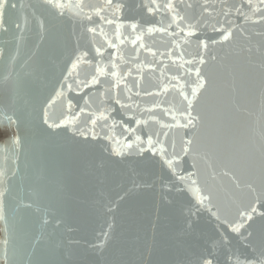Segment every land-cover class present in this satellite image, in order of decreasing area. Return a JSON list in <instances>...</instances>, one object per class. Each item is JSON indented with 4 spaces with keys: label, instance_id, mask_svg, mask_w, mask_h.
Returning <instances> with one entry per match:
<instances>
[{
    "label": "water",
    "instance_id": "water-1",
    "mask_svg": "<svg viewBox=\"0 0 264 264\" xmlns=\"http://www.w3.org/2000/svg\"><path fill=\"white\" fill-rule=\"evenodd\" d=\"M12 2L18 7L6 12L7 31H0V48L4 50L0 56V129L7 124L4 116L18 118L24 143L22 147H14L8 136L0 135V168L6 169L9 177L4 209L7 231L5 221L0 220V241L9 239V254L17 261L31 254L34 264H59L68 259V241L74 240L80 243L71 247L72 264H103L104 261L109 264H187L210 248L220 233L228 229L206 208H201L195 216L190 215V210L196 211V194L189 185L172 175L158 155L115 157L104 150L109 142L103 139L85 140L69 131L51 130L43 123L47 101L62 83H72L73 77L65 82L64 76L68 74L74 54L78 50H88L90 56L94 53L88 44L89 36L82 32L71 13L57 16L42 0ZM86 2L96 3V0ZM128 2L125 21L138 20L143 24L158 19L138 9L139 0ZM190 2L198 4L201 0ZM188 11L190 15H198L200 9ZM24 17L28 24L20 31L15 23ZM39 19L45 22L43 31L37 22ZM235 23L241 22L235 20ZM242 26L245 34L236 31L230 42L210 44L205 56L207 63L197 65L210 83L194 101L195 113L203 117L199 127L188 132L195 136L194 152L179 165L184 171H194L195 157L199 173L194 178L199 181L201 194L211 193V202L221 209L222 219L224 214L235 215L238 209L257 197L264 202L260 180L264 167L261 150L264 143V104L261 100L264 35H256L264 32V25ZM174 30L173 27L169 31ZM105 31L116 42L113 27L106 26ZM121 32L122 39L127 37L121 50L130 61L128 67L133 69L129 83L138 78L135 65H152L151 68L142 67V87L148 91H160L162 81L167 82L166 76L177 74L172 60L180 63L177 58L182 51L185 60L192 59L198 51L195 38L190 43L176 38L180 45L176 47L172 37L156 32L145 33L143 40L157 55L153 57L140 49L137 56L134 51L137 46L130 43L135 34L127 23ZM198 35L200 39H219L210 28ZM97 39L102 41L103 37ZM169 51L175 53L172 60L167 56ZM212 56L216 59H211ZM164 65L168 66L166 76L161 75ZM194 80L193 72L190 82ZM68 95L76 98L75 92ZM157 101L161 108L154 109V114L165 123H171V117L165 116L162 108L169 107L172 102L179 103L177 94L169 90L159 96L140 98L142 106H151ZM63 110L59 101L49 109L55 115ZM151 126L159 128L155 122ZM119 131L115 129L117 134ZM183 132L170 133L165 143L169 152L172 151L169 146L172 136L179 148ZM160 138L165 140L163 136ZM226 170L233 172L242 184L254 181L256 193L238 190L233 179L224 175ZM121 195L124 198L118 200ZM28 202L32 203L31 208L24 207ZM257 207L258 211H264V207ZM45 219L47 224L43 223ZM57 220L61 223L57 224ZM189 220L192 221L190 229L186 227ZM109 224L112 225L111 240L101 256L88 245L108 231ZM249 230L259 236L264 230V218L256 216ZM228 234L231 248L250 255L244 241L235 234ZM2 251L0 244V253Z\"/></svg>",
    "mask_w": 264,
    "mask_h": 264
},
{
    "label": "snow or ice",
    "instance_id": "snow-or-ice-1",
    "mask_svg": "<svg viewBox=\"0 0 264 264\" xmlns=\"http://www.w3.org/2000/svg\"><path fill=\"white\" fill-rule=\"evenodd\" d=\"M42 3L57 16L63 17L66 13H71L73 19L80 24L82 32L89 36L88 44L94 53L90 56L88 50H78L74 54L70 67L67 68L68 74L64 76L65 82L73 77L72 83H62L61 88L56 90L47 101L43 108V123L51 130L69 131L73 136L85 140L103 139L109 142L104 150L115 157L123 158L126 154L143 157L146 153L158 155L171 170L172 175L189 185L190 190L196 194V211L190 210V215L195 216L201 208H206L221 225L226 226L228 232L238 236L250 249V255H243L239 250H234L231 248V237L228 232H221L219 239L213 241L210 248L201 251L187 264H264V230L259 236L249 230L256 216L264 218V211H258L257 207H264V202L257 197L254 202L250 201L245 207L238 209L235 215L224 214L222 219L221 209L211 202V193L201 194L199 181L194 178L198 177L199 173L195 157L192 165L194 171H184L179 167L184 158L194 152L195 136L188 135V132L198 128L203 120L201 114L195 113L194 101L210 83L202 68L197 65L202 66L207 63L205 56L210 44L230 42L236 31L245 34L242 25H264V0H201L198 4L190 0H139L136 4L138 9L146 10V14L150 17H158L155 22L143 24L138 20L125 21L124 13L129 8L128 0H96V3H88L86 0H74V2L73 0H42ZM17 7L18 5L12 0H0V31H7L4 21L6 12ZM196 7L200 9L199 14L190 15L188 10ZM235 20L241 23H235ZM37 22L41 30H45L44 20L39 19ZM125 23L135 34V38L131 39L130 43L137 46L134 48L137 56L140 49L150 52L153 57L157 55L143 40L145 33L156 32L166 33L172 37V43L176 47H180L176 43V38L182 39L184 43H190L195 38L198 51L189 60L183 58L182 51L177 58L180 63L172 60L175 53L169 51L167 56L176 65L177 74L166 76L168 66L164 65L161 68V75L166 76L167 82L162 81L160 91H148L142 87L144 79L142 67L151 68V64L135 65L138 78H133L129 83L133 69L128 67L130 61L121 50V45H124L127 39V37L121 38L123 35L121 29L124 28ZM27 24V17H24L15 23V27L23 31ZM106 26L113 27L112 35L116 42L109 38L105 31ZM173 27L175 30L169 31ZM209 28L218 35V40L199 38L198 34ZM256 35H264V32H258ZM98 36L103 37V40H98ZM3 54L4 50L0 48V56ZM160 55L166 54L160 53ZM211 59L215 60L216 57L212 56ZM157 63L162 64L163 61ZM261 67L264 68V64ZM193 72L195 80L190 82ZM169 90L177 94L179 103L172 102L169 107L162 108L164 115L170 116L172 121L165 123L153 111L161 108L160 102H154L151 106H142L140 98L159 96L161 92L167 93ZM70 92H75L76 98H69ZM261 100L264 104V89L261 91ZM58 101L63 104L64 110L59 115H55L49 109H53ZM117 115L119 119L116 118ZM3 120L7 124L0 129V135L8 136L12 146L22 147L24 137L19 132V119L8 115L4 116ZM152 122L159 124V128L154 129L151 126ZM117 128L120 130L119 134L115 132ZM177 130H184L179 139V148L173 135L169 145L172 151L169 152L168 147L165 146L166 140L170 133ZM161 136L165 140H161ZM261 150L264 153V143L261 145ZM180 172L183 174H179ZM12 174L15 175V172ZM224 175L233 179L238 190L256 193L254 181L242 184L233 172L227 170ZM8 179L7 170L0 168V220L5 221V231H7V219L4 209L5 199L9 193ZM260 180L261 187L264 188V167L261 168ZM133 187L139 185L133 184ZM123 198V195L117 197L118 200ZM32 206L31 202L24 204L25 208ZM115 206L113 203L112 207ZM214 207L215 211H213ZM111 210L112 208H109V211ZM43 223L47 224L48 220H43ZM56 223L59 224L61 221L57 220ZM186 227L189 229L192 227L191 220L187 222ZM108 228L109 230L103 232L95 243L88 245L101 256L111 240L112 225L109 224ZM9 243L8 238L0 241L3 245L0 264H34L31 254L28 258L17 261L14 255L9 254ZM79 243L74 240L68 241V259L60 261L59 264H72L71 247ZM103 264L109 262L104 261Z\"/></svg>",
    "mask_w": 264,
    "mask_h": 264
}]
</instances>
